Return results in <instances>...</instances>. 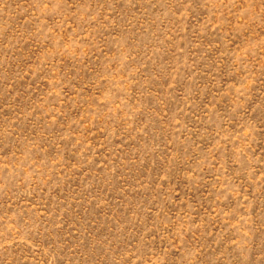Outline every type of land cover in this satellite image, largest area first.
Here are the masks:
<instances>
[{
	"label": "rangeland",
	"instance_id": "374dc122",
	"mask_svg": "<svg viewBox=\"0 0 264 264\" xmlns=\"http://www.w3.org/2000/svg\"><path fill=\"white\" fill-rule=\"evenodd\" d=\"M0 264H264V0H0Z\"/></svg>",
	"mask_w": 264,
	"mask_h": 264
}]
</instances>
